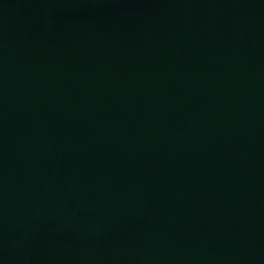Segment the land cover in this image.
<instances>
[{
  "label": "water",
  "instance_id": "1",
  "mask_svg": "<svg viewBox=\"0 0 264 264\" xmlns=\"http://www.w3.org/2000/svg\"><path fill=\"white\" fill-rule=\"evenodd\" d=\"M0 264H264V0H0Z\"/></svg>",
  "mask_w": 264,
  "mask_h": 264
}]
</instances>
